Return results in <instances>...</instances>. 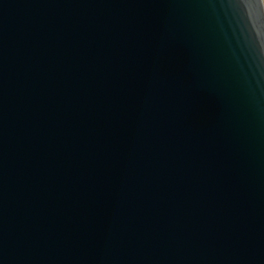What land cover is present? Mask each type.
<instances>
[{"label": "water", "instance_id": "95a60500", "mask_svg": "<svg viewBox=\"0 0 264 264\" xmlns=\"http://www.w3.org/2000/svg\"><path fill=\"white\" fill-rule=\"evenodd\" d=\"M0 264H264L260 0H0Z\"/></svg>", "mask_w": 264, "mask_h": 264}, {"label": "rangeland", "instance_id": "374dc122", "mask_svg": "<svg viewBox=\"0 0 264 264\" xmlns=\"http://www.w3.org/2000/svg\"><path fill=\"white\" fill-rule=\"evenodd\" d=\"M260 3H261V7H262V10H263V13H264V0H260Z\"/></svg>", "mask_w": 264, "mask_h": 264}]
</instances>
